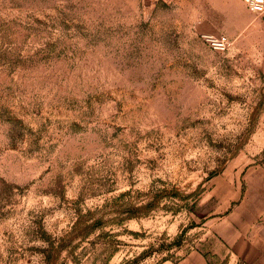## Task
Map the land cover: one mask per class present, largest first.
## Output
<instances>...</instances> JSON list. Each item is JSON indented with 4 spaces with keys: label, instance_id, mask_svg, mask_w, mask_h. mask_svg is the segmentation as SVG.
<instances>
[{
    "label": "rangeland",
    "instance_id": "rangeland-1",
    "mask_svg": "<svg viewBox=\"0 0 264 264\" xmlns=\"http://www.w3.org/2000/svg\"><path fill=\"white\" fill-rule=\"evenodd\" d=\"M263 169L264 15L243 0H0V264L209 249Z\"/></svg>",
    "mask_w": 264,
    "mask_h": 264
},
{
    "label": "crops",
    "instance_id": "crops-1",
    "mask_svg": "<svg viewBox=\"0 0 264 264\" xmlns=\"http://www.w3.org/2000/svg\"><path fill=\"white\" fill-rule=\"evenodd\" d=\"M261 173V184L248 186L242 201L218 220L212 247L160 264H264V169Z\"/></svg>",
    "mask_w": 264,
    "mask_h": 264
},
{
    "label": "built area",
    "instance_id": "built-area-1",
    "mask_svg": "<svg viewBox=\"0 0 264 264\" xmlns=\"http://www.w3.org/2000/svg\"><path fill=\"white\" fill-rule=\"evenodd\" d=\"M247 9L256 15H264V0H243ZM208 43L217 51L225 52L231 47V41L226 36H204Z\"/></svg>",
    "mask_w": 264,
    "mask_h": 264
}]
</instances>
